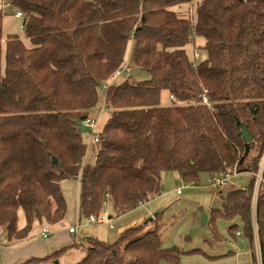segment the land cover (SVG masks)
<instances>
[{"label": "trees", "instance_id": "1", "mask_svg": "<svg viewBox=\"0 0 264 264\" xmlns=\"http://www.w3.org/2000/svg\"><path fill=\"white\" fill-rule=\"evenodd\" d=\"M192 1L0 0V234L10 245L28 239L36 222L64 219V181L80 182L81 221L107 206L112 218L135 210L161 194L167 171L192 184L202 173H236L248 176L246 185L230 189L210 221L234 222L233 237L239 221L249 264H258L256 238L264 264V0H202L195 19L172 9ZM4 6L22 14L30 47L4 37ZM197 37L206 56L199 62L187 53ZM131 46L130 65L150 79L132 73L108 87L96 161L84 165L79 125ZM164 95L173 101L163 105ZM159 217L114 243L88 238L84 247L75 238L23 264L53 262L70 249L86 253L75 264H181L183 254L201 252L164 247L158 225L144 232Z\"/></svg>", "mask_w": 264, "mask_h": 264}, {"label": "rangeland", "instance_id": "2", "mask_svg": "<svg viewBox=\"0 0 264 264\" xmlns=\"http://www.w3.org/2000/svg\"><path fill=\"white\" fill-rule=\"evenodd\" d=\"M201 1L193 0L190 4L174 6L172 9L181 15L183 14L190 16L191 19H195V10ZM3 8L5 14L3 21L4 37L17 35L27 47H30L31 42L23 30V18L16 15L17 10L15 8L7 6ZM203 44L204 39L197 37L194 43L187 46V53L192 60H194V54L198 55L197 60H194L195 62H199L206 57L200 50ZM5 48H3L4 52ZM127 58L128 54L126 60ZM133 77L140 80L150 79L148 73L140 72L136 69L133 71ZM170 103L171 100L164 95L163 105ZM109 115L110 111L105 106V99L101 92V99L91 112L89 120L90 122L98 120L99 131L103 128ZM82 137L87 145L84 165H89L96 161L93 136L91 131L87 129L83 132ZM259 175L257 187L261 181ZM247 181V175H239L233 177L227 183V186L217 188L213 186L214 180L207 173H202L198 183L192 184L184 182L176 172L167 171L162 174V192L159 196L146 201L143 206H138L135 210L113 219H108L112 213L107 206L104 212L99 214V216H106L107 218L103 223H89L87 218H82L79 221V213L76 211L74 198H72L70 192L73 181H64L62 183L66 199V214L64 219L53 227L36 222L32 227L28 240L31 242L38 240L45 225L48 229L49 227L51 228L49 231L59 229L61 232L66 231L69 227H76L78 237L82 240L84 247L87 246L86 240L88 238L111 244L118 239L121 232L134 226L143 225L151 218L155 219V216L158 214L160 217L156 221L157 224L155 221L149 222L145 226L144 232L158 225L164 247L175 246L183 252L192 250L201 251L200 253L183 254L181 264H248L251 260L252 246L245 237L240 222L235 221L238 222L239 227L235 231L236 237H233L228 229L234 222H230L219 216L216 217L213 223L210 221L212 210L221 209L227 192L230 189L245 186ZM204 217L207 218L206 223L203 222ZM25 226V214L20 210L18 214V227L22 229ZM15 245L18 246V243L13 244V246ZM256 253L258 261L259 250L257 247ZM85 255L86 253L82 250L70 249L69 252L58 260L46 264H75L84 258Z\"/></svg>", "mask_w": 264, "mask_h": 264}, {"label": "crops", "instance_id": "3", "mask_svg": "<svg viewBox=\"0 0 264 264\" xmlns=\"http://www.w3.org/2000/svg\"><path fill=\"white\" fill-rule=\"evenodd\" d=\"M131 49L132 46L128 51L129 53L126 61H130ZM70 192L72 194V198H74L76 211H79V196H80L79 180L73 181ZM109 218L113 219L110 215ZM43 228H47V227H43ZM70 228L71 227H69V229ZM49 229L51 228L49 227ZM69 229H67L64 232H61L59 229L58 230L53 229L50 231V236L46 239L40 237L38 240L32 242L26 239L21 243H18V246L17 245L5 246L2 250V254L0 255V264H20V263L22 264L23 262H26L31 258H43L62 247L68 246L72 244L75 238L76 240L78 239L80 242H82V240L78 237V232L76 237L75 235L70 234ZM251 260H252V255H251ZM251 260L249 261V263L251 262Z\"/></svg>", "mask_w": 264, "mask_h": 264}, {"label": "built area", "instance_id": "4", "mask_svg": "<svg viewBox=\"0 0 264 264\" xmlns=\"http://www.w3.org/2000/svg\"><path fill=\"white\" fill-rule=\"evenodd\" d=\"M18 17H23L22 14L20 12H18L16 14ZM197 54H194V60H197ZM134 71V68L130 65V61H126L122 67L116 71L114 77L112 78V80L108 83H106L102 88H101V92L103 94V96H105L108 87L113 84L114 82L118 81L119 79H125L128 78ZM173 98H171V101ZM203 102L205 104H209V100L206 96H204L203 98ZM86 126V129H89L92 133L93 136V144L95 146V148L100 144L101 138H100V134L98 131V120H93L92 122H90V120L86 121L83 123ZM237 176V174H227L224 177H220V178H216L214 179V182L212 183L213 186L217 187V188H223L225 186H227V183L233 178ZM259 179L260 175H259ZM145 202H139L138 206H143ZM109 219V218H108ZM107 218L106 216H97V215H91L88 219L89 223H103L104 221H106ZM80 221V220H79ZM70 234L75 235L77 237V228L76 227H71L69 229ZM50 236V231L48 228H44L42 229V233H41V237L46 239ZM76 243L79 244V240H76ZM8 245L7 239L5 238V236L0 234V255L2 254V250L5 246ZM256 247L259 250V257H258V264H263L262 262V258H261V253H260V247H259V242L256 238Z\"/></svg>", "mask_w": 264, "mask_h": 264}, {"label": "water", "instance_id": "5", "mask_svg": "<svg viewBox=\"0 0 264 264\" xmlns=\"http://www.w3.org/2000/svg\"><path fill=\"white\" fill-rule=\"evenodd\" d=\"M79 128H80L81 132H85L86 131V126L84 124H80ZM242 135H243L244 141L246 143H250L252 141V138L250 137V135H249V133H248V131H247L245 126H243ZM206 221H207V218L204 217L203 222L206 223Z\"/></svg>", "mask_w": 264, "mask_h": 264}]
</instances>
